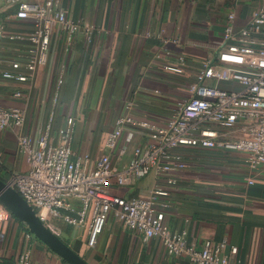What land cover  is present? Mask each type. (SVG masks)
<instances>
[{
  "label": "crops",
  "instance_id": "1",
  "mask_svg": "<svg viewBox=\"0 0 264 264\" xmlns=\"http://www.w3.org/2000/svg\"><path fill=\"white\" fill-rule=\"evenodd\" d=\"M56 2L80 29L69 41L70 33L54 24L46 63L32 83L20 84L1 77L23 51L9 37L29 34L34 25L16 19L14 8L0 0L2 104L10 109L26 107L21 132L32 142L50 126L56 143L67 120L75 119L74 151L89 154L93 165L108 154L114 168L126 166L137 147L153 142L149 130L140 124L166 127L178 103L190 97L188 84L217 53L227 16L234 13V26L240 28L264 7V0ZM180 58H184V72L167 69L180 67ZM60 77L64 84L55 102ZM18 89L25 99L14 98ZM128 102L136 105L127 109ZM120 119H132L134 124L126 127L136 135L110 151L107 137ZM179 153L188 168L171 175L176 185H169L165 175L152 173L132 187L116 186L114 178L110 192L126 199H147L161 188L168 195L159 197L157 210L164 213L165 226L185 234L189 245L227 240L238 247L240 264H264V173L249 185L250 174L241 154L194 149ZM27 171L16 130L8 128L0 134V179L9 185L14 174ZM89 222L69 226L58 221L59 238L89 264H190L170 255L160 239L145 240L143 234L125 230L113 216L91 247ZM24 251L31 253V264H68L34 238L0 202L1 260L14 264Z\"/></svg>",
  "mask_w": 264,
  "mask_h": 264
},
{
  "label": "built area",
  "instance_id": "2",
  "mask_svg": "<svg viewBox=\"0 0 264 264\" xmlns=\"http://www.w3.org/2000/svg\"><path fill=\"white\" fill-rule=\"evenodd\" d=\"M2 1L14 8L16 19L33 22L34 30L9 37L23 51L11 62V70L1 72V77L20 84L32 83L47 61L52 26L57 24L68 31L71 41L80 25L68 19L56 0H46L43 4L33 0ZM235 20L234 13L227 16L217 53L198 69L195 79L188 84L190 97L178 103L167 126L139 125L149 130L153 142L137 147L133 158L122 168H114L108 154H103L93 165L89 154L74 151L76 121L73 118L59 131L56 143L50 126L32 142L21 132L26 107L6 108L0 94V134L8 128L16 130L18 150L26 156L28 164V171L14 174L9 186L35 210L51 232L61 234L58 221L69 226L90 221L89 245L95 247L109 217L113 216L125 230L143 234L145 240L160 239L170 255L184 258L190 264L241 263L238 247L227 240L207 241L197 247L188 244L185 234L169 230L164 224V213L157 210L159 197L167 196V191L156 188L147 199H126L110 192L114 178L116 186L132 187L152 173L165 175L169 185H176L177 180L171 175L188 168L184 155L179 153L182 149L243 155L250 174L249 185H254L264 173V7L240 28L234 26ZM1 39L0 33V42ZM180 61V67L167 69L184 72V58ZM63 84L64 78L60 77L55 102ZM13 96L26 98L21 89L14 90ZM135 105L128 102L127 109ZM126 124L134 121H117L107 137L108 150L116 151L122 141L134 139L136 132ZM0 264L9 263L0 257ZM14 264H31V253L22 252Z\"/></svg>",
  "mask_w": 264,
  "mask_h": 264
},
{
  "label": "water",
  "instance_id": "3",
  "mask_svg": "<svg viewBox=\"0 0 264 264\" xmlns=\"http://www.w3.org/2000/svg\"><path fill=\"white\" fill-rule=\"evenodd\" d=\"M0 202L27 228L29 233L68 264H89L39 219L24 198L0 179Z\"/></svg>",
  "mask_w": 264,
  "mask_h": 264
}]
</instances>
